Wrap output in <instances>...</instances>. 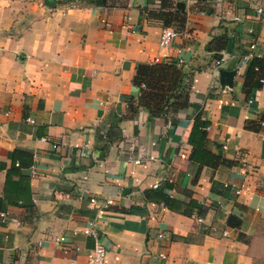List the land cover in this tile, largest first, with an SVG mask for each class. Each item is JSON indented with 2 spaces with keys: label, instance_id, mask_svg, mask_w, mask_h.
I'll return each mask as SVG.
<instances>
[{
  "label": "crops",
  "instance_id": "1",
  "mask_svg": "<svg viewBox=\"0 0 264 264\" xmlns=\"http://www.w3.org/2000/svg\"><path fill=\"white\" fill-rule=\"evenodd\" d=\"M159 10L0 0V264H87L88 226L104 264H264V70L247 71L264 0H168L178 29ZM154 58L181 68L187 105L149 118L131 78Z\"/></svg>",
  "mask_w": 264,
  "mask_h": 264
},
{
  "label": "trees",
  "instance_id": "2",
  "mask_svg": "<svg viewBox=\"0 0 264 264\" xmlns=\"http://www.w3.org/2000/svg\"><path fill=\"white\" fill-rule=\"evenodd\" d=\"M159 1L161 10L155 14H151L161 18L163 25L171 24L170 21L172 20L177 23L175 28H180L184 23L182 12L163 11V8L167 6L168 0ZM263 70L264 60L251 58L247 71L261 73ZM183 79L184 74L181 68L173 62L137 63L131 78V83L138 89L136 108L138 106L142 107L148 112L149 118H152L160 115L167 109L176 111L186 107L187 96L186 94H182L184 90ZM136 108L132 104H129L131 112L135 111ZM203 125L204 122L197 119H194L191 124V130H194L196 134L198 133L197 136L201 140L202 138L204 139V131L201 130V126ZM107 136L109 139H112L110 133ZM192 156L194 157V152H192ZM214 160L222 164L229 162L227 159L217 155L214 156ZM162 201L166 205L170 204V199L167 197H163Z\"/></svg>",
  "mask_w": 264,
  "mask_h": 264
},
{
  "label": "built area",
  "instance_id": "3",
  "mask_svg": "<svg viewBox=\"0 0 264 264\" xmlns=\"http://www.w3.org/2000/svg\"><path fill=\"white\" fill-rule=\"evenodd\" d=\"M257 11H260V9H257ZM175 33L176 32L172 28H169V27L161 28L160 34H159V39H158V44L160 46L166 45L169 42V40L171 39V37L174 36ZM247 48L250 51L241 57V61H240L241 64L246 63L252 57L251 51L254 48V43L251 42ZM156 61H157V58H154L153 63H156ZM214 65L218 66L219 60H214ZM254 70H256V68H254ZM258 81L262 82L263 78H259ZM29 121L32 122L31 119H29ZM201 129L208 130L209 127L208 126H201ZM168 180L171 181V178H168ZM234 192L238 193L239 190H234ZM0 215L2 216L3 214H0ZM198 220H200V219H198ZM83 233L89 234L93 238V245H92V248L90 251V255L87 259V264H104L105 249H104L103 245L101 244L97 233L92 228H90V226L83 229ZM75 249L77 250L78 248H75ZM62 250L65 251V248L63 247ZM157 257L161 260V259L165 258V255L163 253H158Z\"/></svg>",
  "mask_w": 264,
  "mask_h": 264
}]
</instances>
